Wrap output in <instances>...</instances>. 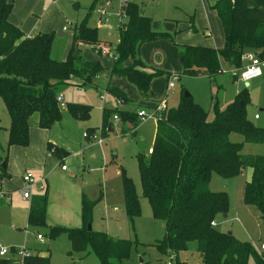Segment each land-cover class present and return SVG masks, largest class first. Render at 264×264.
I'll list each match as a JSON object with an SVG mask.
<instances>
[{"label":"rangeland","instance_id":"obj_1","mask_svg":"<svg viewBox=\"0 0 264 264\" xmlns=\"http://www.w3.org/2000/svg\"><path fill=\"white\" fill-rule=\"evenodd\" d=\"M11 1L9 17H14L17 25L32 29V32L53 33L54 48H59L60 53L63 43H69L68 48L71 46V28L85 20L87 26L97 31L100 42L98 48L112 54L119 38V26L126 21L125 16L119 14V9L124 3L137 2L140 11L151 17L153 30L165 31L173 37V40L158 38L144 42L140 47L141 59L150 67L168 72V81L173 75L176 79L172 87L167 86L165 75L154 79L151 95L144 103L137 89L124 76L110 73L113 60L110 54L101 50L102 54H98L90 45L81 44L83 60L98 61L101 71L93 84H70L59 88L58 92L63 97L62 101H57L59 117L50 128L39 127V114L33 112L28 118V144L23 148L7 145L10 118L0 98V245L7 250L4 258L12 259L15 251L24 248L31 255L47 258L48 264H95L96 258L92 252L85 256L71 252L66 233L51 231L55 225L81 227L80 207L84 198L92 202L88 222L92 229L132 242L129 258L124 260V264H171L170 255L157 245L163 240L165 222L153 216L149 202L142 193L138 171L137 154H150L156 119L144 118L135 128L120 133L119 127L125 125L127 115L118 114L117 120L110 118L112 132L108 133L104 129L102 136L101 111L109 103L107 107L124 113L135 114L140 109L149 112L156 102L152 99L164 97L163 105L171 107L176 106L184 92H187L191 101L208 112V118H212L213 103L217 102L220 108L224 107L245 82L238 79L236 70L230 71L227 68L210 78L204 74H181L177 44H202L221 48L223 32L216 13L208 8L206 0ZM76 1L79 8L73 5ZM100 15L102 19H99ZM189 17L193 18L194 30L188 28ZM207 32H210L209 35ZM68 48H65L64 56ZM246 83L250 97L246 116L255 125L264 127V71L261 76ZM108 86L120 88L132 102L124 104L120 99L114 100L107 92ZM83 104V112L90 107L87 113L83 116L79 111L76 115L72 113L71 105L76 107ZM255 113L257 119H253ZM93 132L94 140L83 134ZM98 138H101V142L97 141ZM230 140L240 141L241 136L233 133ZM47 141L60 148L59 157L46 154ZM244 151L264 153V144H247ZM27 171L37 180L33 195L42 192L43 189L39 190L38 185L44 188L45 179L48 184L45 225L41 227L28 223L27 208L31 197L23 198L20 192L22 177ZM121 172L131 180L138 199L139 210L132 219L125 213ZM247 173L248 170H245L225 178L212 173L208 187L214 192H225L228 198L225 213L214 219L217 222L216 229L230 231L236 239L249 241L259 252L260 245L264 244V223L259 219L256 208L242 200ZM7 191L8 197L5 195ZM36 234H41L44 241H39ZM179 257L187 264L199 263L196 252L181 253ZM13 263L21 264L18 261ZM248 264H254L251 257Z\"/></svg>","mask_w":264,"mask_h":264},{"label":"trees","instance_id":"obj_2","mask_svg":"<svg viewBox=\"0 0 264 264\" xmlns=\"http://www.w3.org/2000/svg\"><path fill=\"white\" fill-rule=\"evenodd\" d=\"M208 3L221 24L223 45L213 48L177 44L181 74L214 77L224 68L230 71L240 68V57L244 52L261 54L264 50V0H208ZM73 5L78 8L77 2ZM11 10V0H0V98L10 118L7 145L25 147L29 116L38 112L39 127L50 128L59 117L56 101L59 88L70 84H93L101 71L98 61L83 60L81 44L102 53L98 48L96 29L87 26L83 20L73 27L71 46L60 59L59 48H54L53 33L25 35L18 25L9 21ZM119 14L125 16L126 21L119 26L114 54L105 52L113 57L110 73L124 76L137 89L140 98L147 100L152 81L163 75L168 81L170 74L146 65L140 57V47L147 41L173 40V37L165 31L153 30L151 17L140 11L137 2L122 4ZM187 23L188 28L194 30L192 17ZM107 92L114 100L120 99L124 104L132 102L116 86H108ZM163 100L164 97L154 102L153 107ZM108 105L106 103L101 111L100 135H104L102 130L109 129L108 123L114 114L117 117L118 114L127 115L125 125L119 127L120 133L139 124L137 112L124 113L110 109ZM249 105L245 85L224 107L213 103L212 118H208V112L192 102L190 96L182 95L176 106L164 107L156 118L150 154H137L142 193L153 216L165 222L163 240L157 245L170 255L171 264H187L179 257L186 252H196L198 264H248L249 257L254 264H264V255L249 241L238 240L232 233L219 231L211 225L217 215L225 213L228 205L225 192L209 190L211 174L225 178L241 173L242 168L251 170L244 183L242 200L256 208L264 223V153L244 151L247 144H264V127L247 118ZM84 106L71 105L72 113L76 115L79 111L83 116L90 109L87 106L88 110L83 112ZM233 133L240 135L241 140H230ZM59 149L52 142L46 144L47 155L59 157ZM121 173L125 213L132 219L139 210L138 199L131 180ZM47 200L48 185L45 183L42 192L30 198L27 219L31 226L45 225ZM91 209L92 202L83 198L80 207L82 226L55 225L51 231L66 233L71 252L82 256L92 252L95 264H124L129 258L132 242L112 237L104 231L87 230ZM13 261L0 258V264H14ZM23 263L48 264V260L34 254L24 258Z\"/></svg>","mask_w":264,"mask_h":264},{"label":"built area","instance_id":"obj_3","mask_svg":"<svg viewBox=\"0 0 264 264\" xmlns=\"http://www.w3.org/2000/svg\"><path fill=\"white\" fill-rule=\"evenodd\" d=\"M207 34L209 35V32H207ZM101 52H105V50L102 49ZM240 59L242 62L241 67L238 69L232 70V71H235V70L237 71V73L235 74L237 75L238 79H240L243 82H247L251 79L261 76L263 72L262 69L264 67V50L261 52V54H258L253 51H246L241 55ZM175 79H176V76L173 75L171 77V80L168 81L167 86L172 87L174 85ZM62 99H63L62 95L58 93L56 95V101L60 102L62 101ZM163 104H164V100L161 101L159 104H156L153 107V109L149 112L143 109L137 111L138 118L140 120H143L144 118H147V117H154L156 119L157 117H159L160 112L165 107ZM257 117L258 115L255 114L254 118H257ZM112 118H113V121L118 119L116 114H114ZM83 134L84 136L89 137L92 140L95 139L94 132L92 134H88V133H83ZM97 141L101 142V138H98ZM61 168L64 169L65 167L62 165ZM22 179H23V186L20 187L21 195L23 198H30L32 196V190L34 186L36 185V180L34 179L32 173L29 171L24 173ZM39 188H42V186L40 185ZM211 225L216 226L215 221H212ZM36 238L41 242L44 241V238L41 234H36ZM259 252L264 255V244L260 245ZM6 254H7L6 248L0 245V258H4ZM30 255L31 254L26 249L21 248L15 251V257L12 258V260H14L15 262L18 261V262H21V264H24L23 263L24 258L29 257Z\"/></svg>","mask_w":264,"mask_h":264},{"label":"crops","instance_id":"obj_4","mask_svg":"<svg viewBox=\"0 0 264 264\" xmlns=\"http://www.w3.org/2000/svg\"><path fill=\"white\" fill-rule=\"evenodd\" d=\"M109 2H111L112 0H108ZM12 2V1H11ZM77 2V1H76ZM206 2L208 3V0H206ZM77 4H78V8H79V3L77 2ZM207 6H208V8L210 9V7H209V3L208 4H206ZM211 10V9H210ZM101 15H102V12H101ZM101 15H100V17H99V19H102L101 18ZM10 18V17H9ZM9 21L12 23V24H14V25H17V22L15 21V18L14 17H12V18H10L9 19ZM35 23H37V21L35 22ZM19 27H20V29L23 31V33L25 34V35H33V34H35V33H39V31H37V32H32V29L31 30H27V28L25 27V26H23V27H21V25H18ZM102 27H105V26H102ZM66 28V27H65ZM67 28H69V27H67ZM72 30H73V27L71 28ZM196 32V31H195ZM41 33V32H40ZM44 33V32H43ZM210 33V32H209ZM101 41V40H100ZM71 43H72V39H71ZM100 43V42H99ZM68 44L69 43H67V42H65V43H63V46H62V48H61V56H60V59H63L65 56L63 55V53H64V50H65V48H68ZM202 45V44H201ZM70 48V47H69ZM69 48H68V50H69ZM67 54V53H66ZM99 54V53H98ZM263 71H264V67H263V69H262ZM246 87H247V83L245 82V84H244ZM95 87H97V86H95ZM238 91V90H237ZM61 92H59V94H60ZM166 95V94H165ZM233 98V97H232ZM232 98H231V100H232ZM152 100H154V101H157V100H155V99H152ZM230 100V101H231ZM145 101L146 100H144V103H145ZM229 102V101H228ZM227 102V103H228ZM226 103V104H227ZM225 106V105H224ZM140 110H142V109H140ZM143 110H145V109H143ZM146 111V110H145ZM256 114V113H255ZM255 114L253 115V119H257V118H254V116H255ZM30 127V126H29ZM28 140H29V129H28ZM47 142H50V141H47ZM53 143V142H52ZM18 146V145H17ZM20 147H22V146H20ZM23 148V147H22ZM248 153H259V152H248ZM46 154H47V150H46ZM245 170H248V173H247V177H246V180H248L249 179V177H250V174H251V170L249 169V168H245V169H242V172L243 171H245ZM34 176V175H33ZM35 178V177H34ZM36 180V179H35ZM245 180V181H246ZM36 183H37V180H36ZM45 183H47V181H46V179H45ZM48 185V184H47ZM40 185H38V187H39ZM45 187V186H44ZM43 188H39V190H42ZM39 193H41V192H39ZM36 194H38V193H36ZM5 195H6V197H8V195H9V193H8V191L5 193ZM33 195V194H32ZM29 202H30V200H29ZM215 221V223H216V227H217V222H216V220H214ZM80 226H82V221H81V225Z\"/></svg>","mask_w":264,"mask_h":264},{"label":"water","instance_id":"obj_5","mask_svg":"<svg viewBox=\"0 0 264 264\" xmlns=\"http://www.w3.org/2000/svg\"><path fill=\"white\" fill-rule=\"evenodd\" d=\"M183 95H184L185 97L189 96V94H188L187 92H184ZM108 126H109L108 132H111V131H112L111 123H109ZM3 166H4V165H3ZM242 169H243V168H242ZM86 228H87V230H91V229H92L90 223H87ZM228 233H231V232L228 231ZM140 262H141V261H140Z\"/></svg>","mask_w":264,"mask_h":264}]
</instances>
